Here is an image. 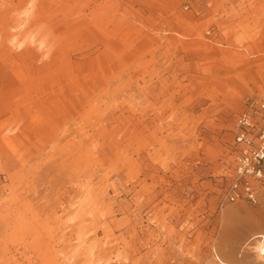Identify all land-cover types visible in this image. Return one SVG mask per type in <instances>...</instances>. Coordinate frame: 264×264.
Returning a JSON list of instances; mask_svg holds the SVG:
<instances>
[{
	"label": "rangeland",
	"instance_id": "rangeland-1",
	"mask_svg": "<svg viewBox=\"0 0 264 264\" xmlns=\"http://www.w3.org/2000/svg\"><path fill=\"white\" fill-rule=\"evenodd\" d=\"M25 3L0 8V264H264V180L224 198L264 0H39L43 63L7 45Z\"/></svg>",
	"mask_w": 264,
	"mask_h": 264
},
{
	"label": "built area",
	"instance_id": "built-area-1",
	"mask_svg": "<svg viewBox=\"0 0 264 264\" xmlns=\"http://www.w3.org/2000/svg\"><path fill=\"white\" fill-rule=\"evenodd\" d=\"M234 176L224 198L257 202V186L264 180V100L249 101L236 119Z\"/></svg>",
	"mask_w": 264,
	"mask_h": 264
},
{
	"label": "clouds",
	"instance_id": "clouds-1",
	"mask_svg": "<svg viewBox=\"0 0 264 264\" xmlns=\"http://www.w3.org/2000/svg\"><path fill=\"white\" fill-rule=\"evenodd\" d=\"M5 0H0V8L4 6ZM39 0H26L23 7L14 9L10 16L12 24L9 26L8 47L14 52H21L25 47H33L37 53H41L38 63H43L51 58V50L44 51L45 44L37 39L38 28L31 29L30 25L36 16ZM11 131V130H9ZM260 255L264 256V248L259 249Z\"/></svg>",
	"mask_w": 264,
	"mask_h": 264
},
{
	"label": "bare ground",
	"instance_id": "bare-ground-1",
	"mask_svg": "<svg viewBox=\"0 0 264 264\" xmlns=\"http://www.w3.org/2000/svg\"><path fill=\"white\" fill-rule=\"evenodd\" d=\"M53 125H54V124H53ZM50 126H51V125H50ZM52 128H53V127H52ZM47 129H48V128H47ZM44 130H45V129H44ZM52 130H54V128H53ZM50 131H51V130H50ZM92 131H94V130H92ZM52 132H53V131H52ZM73 166H74V165H73ZM73 168H74V167H73ZM80 226H81V225H80ZM80 235H81V234H80ZM84 237H85V236H84ZM78 238H79V237H78ZM260 248H264V245H261ZM260 248H259V249H260Z\"/></svg>",
	"mask_w": 264,
	"mask_h": 264
}]
</instances>
